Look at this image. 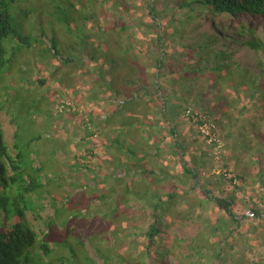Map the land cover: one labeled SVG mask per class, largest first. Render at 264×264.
I'll return each instance as SVG.
<instances>
[{"label": "trees", "instance_id": "1", "mask_svg": "<svg viewBox=\"0 0 264 264\" xmlns=\"http://www.w3.org/2000/svg\"><path fill=\"white\" fill-rule=\"evenodd\" d=\"M162 1L0 0V69H11L16 56L30 53L42 62L57 63L55 71L68 68L94 75L95 93L109 96L114 103L112 114L100 118L103 125L137 100L144 112L149 109L154 118L169 122L168 136L154 145H169L168 157L177 159L176 169L181 171L179 182L192 180L186 194L194 192L196 197L188 196L185 218L194 220L196 213L204 227L188 245V255L181 258L187 264H264V40L250 21L240 22L235 33L232 27H225V32L218 29L224 17L264 19V0ZM145 58L150 59L148 66ZM155 104L163 107L159 116L152 110ZM94 124L90 117L87 126ZM124 126L122 121L117 129ZM204 126L209 127V135L201 131ZM93 130L87 128L86 134L94 136ZM162 149H156L157 155L164 153ZM217 149L225 158L220 163L215 161ZM27 156L16 142L11 152L0 124V264H41L43 256L45 261L52 259L49 233L40 240L24 217L27 207L20 210L18 199L13 210L17 221L9 224V195L14 197L16 192L22 200L21 194L44 186L39 183L42 166L28 167ZM215 165L221 169L218 174L212 172ZM142 167L135 174L142 179L157 175L159 189L171 180L174 189L149 203L153 214L143 233L146 247L134 261L166 264L156 259L160 251L169 256L171 247L176 252L184 247L176 240L168 242L167 249L158 248L164 214L175 213L170 204H179L180 188L165 169L158 173ZM53 203L57 218V203ZM207 210L213 223L202 221L201 213ZM217 211L221 215L215 218ZM54 223L49 220V230ZM173 223L170 220L166 227ZM236 243L247 244L248 252ZM58 245L66 253L57 257L58 264H75V251L84 247L79 236L74 245L68 238ZM109 257L101 256L103 264H131L125 257Z\"/></svg>", "mask_w": 264, "mask_h": 264}, {"label": "rangeland", "instance_id": "2", "mask_svg": "<svg viewBox=\"0 0 264 264\" xmlns=\"http://www.w3.org/2000/svg\"><path fill=\"white\" fill-rule=\"evenodd\" d=\"M170 2L174 3V0ZM162 3L167 4L169 0ZM210 20L213 21V18L210 17ZM248 21L256 25L258 36L264 40V19L256 21L240 17L234 20L224 17L219 21L218 29L225 32V27H232L231 33H235L240 22L246 24ZM248 56L246 55L247 61L252 62ZM144 60V65L151 64L149 58ZM13 64L11 69H0V124L11 152L16 142L22 153L28 155L25 160L28 167L42 166L39 183L44 186L34 193L35 200L31 193L21 194L22 200L16 192L14 197L9 195V224L17 221L13 214L16 199L20 210L24 211V207H27L24 217L28 212L39 214L38 217L29 215L28 220L40 239L48 232V220L54 219L55 226L47 239L52 257L50 264H58L57 257L66 254L56 249L59 247L57 242L68 238L71 245H74L77 236L84 243V252L78 249L75 251V264H103L102 255L112 256L109 257L111 259L125 257L131 264H143L136 261L146 247L143 233L148 230L153 214L149 203L157 201L156 195L165 197L172 193L174 183L168 180L166 186H160L159 189L161 181L157 175L142 179L140 173L135 172L143 169L144 165L158 173L162 168L175 176L173 181L179 184L177 197L180 201L177 206L176 203L170 204V207L175 208L173 215L164 214L161 227L163 240L159 242L158 248L167 249L168 242L176 240L184 247L177 252L171 247L169 256L160 251L156 259L161 262L165 260L166 264H187L188 261L181 257L188 255V245L204 227L196 213L192 214L194 220L188 221L185 218L188 215L183 208L188 198L196 197L194 192L186 194L191 188L192 180L179 182L181 171L176 169L177 159L168 157L171 152L169 145H154L164 135L168 136L166 132L169 122L164 123V119L154 118L149 109L144 112V109L137 106V100L129 108H124L126 110L121 111L120 115H115L110 123L103 125L100 118L104 119L106 115L112 114L114 103L109 100V96L95 93L91 84L94 75L86 76L68 68L55 71L57 63L54 65L51 61L42 62L25 52L16 56ZM40 81H45L44 85H40ZM161 95L158 92L156 97L160 100ZM120 101L118 99L117 102ZM66 103L69 106H65ZM104 103L109 105L103 107ZM152 110L159 116L163 107L155 104ZM90 117H93L95 123L91 127L87 126ZM122 121L126 126L119 131L117 127ZM92 127L97 134L89 137L86 130ZM201 131L209 135L208 126L202 127ZM116 137L117 141L114 142ZM157 148H163L164 153L157 155ZM220 154L218 149L214 152L217 163L225 159L220 158ZM215 166L212 172L220 173L221 169ZM128 169L131 171L130 175L126 173ZM230 170L234 168L231 166ZM248 190L251 191V187ZM97 197L105 199H95ZM53 201L57 203V218ZM79 202L82 205L76 207ZM211 210L213 212V208ZM209 212L211 213L209 210L201 213L202 221L213 223ZM241 213L250 216L246 209H242ZM220 215L221 212L217 211L212 216L217 218ZM170 220L174 223L166 227ZM235 246L242 251L249 250L244 243H236ZM40 255L43 256L42 253ZM249 255L252 257L254 254ZM43 258L41 264H46L47 257ZM131 259L136 261L133 263Z\"/></svg>", "mask_w": 264, "mask_h": 264}, {"label": "clouds", "instance_id": "3", "mask_svg": "<svg viewBox=\"0 0 264 264\" xmlns=\"http://www.w3.org/2000/svg\"><path fill=\"white\" fill-rule=\"evenodd\" d=\"M66 104H67V103H66ZM66 104H65V106H66ZM62 106L64 107V105H62ZM68 106H69V105H68ZM24 179H25L26 181H29L28 177H25ZM34 193H35V192H32V193H31V195H32V199H33V200H35V195H34ZM44 195H46V193H45ZM27 212H28V211H27ZM31 214H34V216H37V217L39 216V214H35V213L28 212V213H27V216L25 217V218H26V222H27V224H28V225H29V226H30V227H31V228L37 233V231L35 230V228H34V226L32 225V223H30L29 220H28V217H29V215H31ZM49 220H50V219H49ZM49 220H48V222L46 223L47 228H48ZM53 220H54V219H53ZM41 221L44 222V220H42V219H41ZM54 226H55V223H54V225H52V229L54 228ZM52 229L49 230V228H48V232H47V234L49 233L48 235H50ZM37 234H38V233H37ZM47 234H45V235H47ZM45 235H44V237H45ZM38 236H39V234H38ZM44 237H43L42 239H40V240H43ZM59 242H60V241H59ZM59 242H57V246H58V243H59ZM56 249H57V248H56ZM49 256H50V255H49ZM51 262H52V260H50V261H46V264L51 263Z\"/></svg>", "mask_w": 264, "mask_h": 264}]
</instances>
